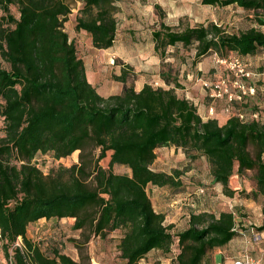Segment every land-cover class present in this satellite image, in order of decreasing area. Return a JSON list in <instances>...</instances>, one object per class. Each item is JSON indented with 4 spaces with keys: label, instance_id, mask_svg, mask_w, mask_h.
I'll return each instance as SVG.
<instances>
[{
    "label": "trees",
    "instance_id": "16d2710c",
    "mask_svg": "<svg viewBox=\"0 0 264 264\" xmlns=\"http://www.w3.org/2000/svg\"><path fill=\"white\" fill-rule=\"evenodd\" d=\"M77 3L83 7L76 31L89 34L95 49H111L119 33L116 0H0V227L7 256L21 238L23 246L13 250L14 264H87L58 249L49 255L28 238L32 224L69 218L75 220V231L87 230V244L120 231L125 264H140L155 251L169 255L174 264H207L210 252L238 237L235 213H192L189 227L173 233L166 215L156 212L148 188L178 194L184 191V173L156 171L157 150H182L189 162L205 158L213 186L221 185L231 199L237 194L231 179L252 171L255 188L239 197L264 199V123L257 110L240 106L256 100L258 90L227 105L233 111L223 126L216 119L204 120L194 102L179 97L177 79L162 69L158 87L148 84L137 92L135 70L123 67L115 78L124 85L122 93L103 97L89 82L77 44L65 31ZM202 3L252 12L256 27L235 34L215 23L175 28L164 22L157 6L161 22L152 31V42L159 58L164 61L168 49L180 45L195 47V64L210 55L225 60L231 54L245 58L264 52V0ZM95 150H100L98 160ZM76 152L79 164L71 168L45 173L34 163L40 154L62 160ZM109 153L104 169L99 163ZM115 166L131 174H117Z\"/></svg>",
    "mask_w": 264,
    "mask_h": 264
},
{
    "label": "rangeland",
    "instance_id": "374dc122",
    "mask_svg": "<svg viewBox=\"0 0 264 264\" xmlns=\"http://www.w3.org/2000/svg\"><path fill=\"white\" fill-rule=\"evenodd\" d=\"M120 12L118 14L119 33L114 46L108 50H97L93 47L91 36L87 33L77 35L75 29L76 19L83 7L82 3H77L72 10L68 22L65 24V31L72 40L77 43L79 57L83 60L89 82L95 86L103 97L121 94L124 85L116 82L123 67L131 66L139 76L131 83L136 82L142 85L144 82L151 83L155 87V80L162 69L169 72L171 78H176L180 97H189L192 99H201L203 103L217 105V110H227L229 104L227 98H211L209 90H205L204 83L225 81V88L235 95L239 93L235 80L239 79L238 67L244 68L246 72L251 73L252 78L247 85L257 87V100H247L248 104L240 105L241 108L250 109V112L260 113L259 121L264 123V52L251 57H239L231 54L225 61L232 65H223L219 63L220 58L216 55H210L202 62L195 64V47L169 48L166 59L163 61L154 54V45L152 43V31L160 28V18L156 7L159 6L165 14L164 22L175 28H185L207 26L215 23L229 33H240L251 28H255L254 15L252 12H246L237 7L218 8L203 5L202 0H116ZM12 14L19 17L17 7L11 8ZM0 12V17L2 16ZM75 38V39H73ZM4 67L8 65L1 61ZM237 73V75H236ZM239 76V77H237ZM162 86L163 84L160 83ZM167 88L166 85L163 86ZM170 87L176 88V84ZM216 107V106H215ZM205 108H201L204 115ZM224 110V111H225ZM223 111V112H224ZM226 112V111H225ZM224 112V113H225ZM228 114V112H227ZM0 135H3V124L0 119ZM100 150H95L93 159L98 160ZM158 158L155 164V170H163L172 174L174 170L183 171L182 182L186 185L185 193L190 194V202L186 203L184 196H177L178 200L173 202V197L166 202L167 215L174 219L177 217L178 223L189 219L188 210L204 211L219 214L221 211H231L235 213L237 220L238 237L231 244L236 243L244 245L245 248L235 247L231 254L222 249H216L209 253L207 264H223L226 256L230 258L237 257L243 249H248L250 253L257 258L264 256V199L259 198H240L239 195L230 202V199L223 194L220 186H213L210 167L205 158L189 162L182 150L175 148H162L157 150ZM111 153L108 157L99 163V166L108 169ZM80 152H76L71 157L62 160H56L51 154L38 155L35 164H37L45 173L60 167L71 168L79 164ZM114 172L117 174H131L126 167L115 166ZM254 172L249 171L244 177H233L230 186L240 187L241 193L246 190L251 193L256 184ZM92 183V178L89 179ZM183 191V190H182ZM159 192L158 188H149L148 193L151 198ZM184 192V191H183ZM182 193V192H181ZM184 194V193H183ZM183 202L185 205H183ZM195 204V205H194ZM174 205V207H171ZM194 205V207H193ZM232 205V209L231 206ZM173 210V211H172ZM170 211H172L170 213ZM177 223V222H176ZM74 219H43L36 224L30 225L28 238L41 249L52 255L55 249L71 257L76 262L85 261L87 264H97L96 258L103 261L104 264H119L121 256L119 255V244L123 237L120 231L109 234L105 239L93 237L87 244V230L75 231L73 226ZM262 234L263 241L254 243V234ZM23 243V240L19 238ZM79 245L82 246L79 248ZM248 246V248H246ZM227 247V246H226ZM222 250L223 253L220 252ZM4 255L0 254V264H5L7 252L3 247ZM6 257V258H5ZM100 257V258H99ZM140 264H174L169 255L155 251L149 254Z\"/></svg>",
    "mask_w": 264,
    "mask_h": 264
},
{
    "label": "crops",
    "instance_id": "0c3cea01",
    "mask_svg": "<svg viewBox=\"0 0 264 264\" xmlns=\"http://www.w3.org/2000/svg\"><path fill=\"white\" fill-rule=\"evenodd\" d=\"M118 32H119V28H118ZM81 33H84V32H80V33H77V35H80ZM73 39H75V38H73ZM75 41V40H74ZM78 42H76V44H77ZM153 43V42H152ZM153 45H154V43H153ZM154 54H155V52H154ZM155 56H157L156 54H155ZM158 57V56H157ZM159 58V57H158ZM160 59V58H159ZM137 73V72H136ZM160 73H161V71H160ZM160 73H159V75H158V78L155 80V82L156 81H160V82H163L162 80H161V78H160ZM87 76H88V73H87ZM137 77H139L138 75H137ZM148 84H152L153 85V82L151 81V83H146V82H144L141 86L140 85H137L136 84V82H135V89H136V91L137 92H140L146 85H148ZM95 87V86H94ZM178 94V96H179V92L177 93ZM180 97V96H179ZM210 97L211 98H213L212 97V95H210ZM185 98H187L188 100H191L192 102H194L195 103V105L198 107V110H199V113H200V115L203 117V119L204 120H209V119H216V120H218V122H219V124L221 125V126H223V125H225L227 122H228V120L230 119V115L229 114H227V111L225 112L224 110H222V112H219L220 110H217L216 108H217V105H210V104H205V103H203V101L201 100V99H197V100H195V99H191L190 97H189V95L187 96V97H185ZM257 101V100H256ZM202 107H204L205 108V110H204V115L201 113V108ZM225 113H224V112ZM156 164V163H155ZM155 164H154V166H153V168H155ZM158 171H160V172H164L163 170H158ZM235 177H237L238 178V176H235ZM216 186H220L221 187V189H222V186L221 185H216ZM156 186H150L149 188H155ZM148 188V189H149ZM156 188H158V190H159V192L157 193V194H155V195H153V198H151V201H152V203H153V206H154V208H155V210H156V212L157 213H161V214H164V215H166V225L167 226H171V225H173L174 226V228H173V230H172V232L173 233H179V232H182V231H184V230H186L188 227H189V224H190V221H189V217L187 218V219H185V220H183V222H179L178 223V219H177V217H174V219H172L171 217H169L168 215H167V213L169 212L168 210H167V204H166V202L170 199V197L172 198H174V197H177V196H184L183 198H184V200L186 201V203H188V202H190V194H188V193H185L186 192V190H187V187H186V185H184V192L182 191V193L180 192V193H178V195L177 196H173L172 195V191L170 190V189H167V188H160V187H156ZM234 191H236V197L239 195V190H242L241 189V186L240 187H235V185H233V187H231ZM253 188H255V187H253ZM184 193V194H183ZM235 197V198H236ZM234 198V199H235ZM230 199V202H233L234 201V199H231V198H229ZM178 199L177 198H174L172 201L173 202H175V201H177ZM183 205H185V203L183 202ZM195 205V204H194ZM194 205H193V207H194ZM231 206V208H232V205H230ZM171 207H174V205H171ZM173 211V210H172ZM172 211H170V213L172 212ZM187 211H188V216H190V214H192V213H201V212H208V210H204V211H194V210H191V212H189L190 210H188L187 209ZM210 213V212H209ZM40 222V221H39ZM177 222V223H176ZM36 224V223H35ZM28 233H29V231H28ZM234 242V240L229 244V245H227V247H225V248H223L222 250L224 251V252H226V253H228V254H231V253H233L234 251H235V247H237V248H240V247H243V248H245L244 247V245H241V244H239V243H236L234 246H232L231 244ZM246 248H248V246H246ZM222 250H220V252L221 253H223L222 252ZM244 250V249H243ZM119 255H120V252H119ZM226 257V259H231L230 257H227V255H225ZM100 258V257H99ZM259 259H262L263 260V262H264V256L263 257H261V258H259ZM94 262L95 263H97V264H104V262L103 261H101V260H99L98 259V261H97V259L95 258L94 259ZM119 264H125V261L121 258L120 259V262H119Z\"/></svg>",
    "mask_w": 264,
    "mask_h": 264
},
{
    "label": "built area",
    "instance_id": "2783aa9c",
    "mask_svg": "<svg viewBox=\"0 0 264 264\" xmlns=\"http://www.w3.org/2000/svg\"><path fill=\"white\" fill-rule=\"evenodd\" d=\"M219 63L223 64V65H232L230 63H228L225 60H221L219 61ZM239 72V79L235 80L236 84H238L237 88L239 89V93L238 94H234L232 92H230L228 89L225 88V81H218V82H208V83H204V87L205 90H209L212 94L213 98H217V99H224L227 98L229 103H232L234 101H238V102H243L244 97L246 96H255L257 94V88L253 85H247L246 83L248 81H250V79L252 78L251 73L246 72L244 68L240 69V67H238V71ZM236 73V75H237ZM157 86H159V84H156ZM232 110V108H227V112L230 113ZM241 119H245V115H240ZM258 116L257 115H253L251 119H257ZM254 243H260L263 241V236L262 234H258L255 233L254 234V239H253ZM5 245V241L3 239V234H2V230L0 227V254L4 255L3 252V247ZM23 243L20 241V239L15 243V245L10 249V254L9 256H7L6 260H5V264H14V255H13V250L15 248L18 247H22ZM223 264H264L262 259H259L257 257H254L250 251H248V249H244L242 250L239 255L237 257L231 258V259H226V261Z\"/></svg>",
    "mask_w": 264,
    "mask_h": 264
}]
</instances>
